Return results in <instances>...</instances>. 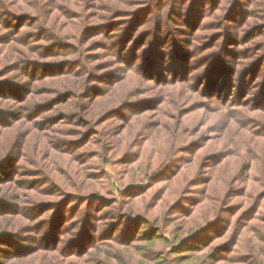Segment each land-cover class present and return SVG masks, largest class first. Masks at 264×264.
Wrapping results in <instances>:
<instances>
[{
    "label": "trees",
    "instance_id": "trees-1",
    "mask_svg": "<svg viewBox=\"0 0 264 264\" xmlns=\"http://www.w3.org/2000/svg\"><path fill=\"white\" fill-rule=\"evenodd\" d=\"M24 1L29 7L21 5ZM207 1L0 0V72L6 66L5 75L14 74L5 80L7 85L0 84V117L16 121L0 129V244H6L0 247V264H207L205 259L212 258L218 244L209 246L203 256L196 250L200 247L194 248L191 256L181 253V248L187 240L211 229L222 209L230 205L234 184H229L224 196L215 193L220 192L232 169L229 156L235 158L233 164L243 163L250 172L253 144H264V68L259 63H241L240 69L247 68V73L239 77L231 62L234 55L242 56L243 50L253 51L252 46L243 44L262 33L264 26L250 25L241 36L255 0H231L223 14L213 19V31L204 34L222 2L210 8L200 24L210 5ZM240 8L245 13H239ZM261 16L264 18V13ZM223 19L228 28L224 31L222 26L218 28ZM153 22L155 29L154 24L148 31L143 29ZM184 25L188 27L183 29ZM229 25H237V30ZM179 30L184 32L177 37ZM164 34L168 35L163 39ZM234 40L242 47L232 54ZM168 71L173 72L170 78ZM257 73L261 80L255 83ZM64 80H71V85L55 86ZM35 82L43 84L40 94L48 97L34 96ZM102 82L106 85H100ZM19 87L25 88L28 96L14 95ZM149 89L153 95H148ZM152 102L151 115L140 118L142 112H134ZM57 104H63L64 109L54 112ZM129 109L128 116L115 120L119 112ZM201 111L208 114L199 115ZM36 112L44 116L38 118ZM45 112L52 114L46 116ZM152 117L154 122L148 120ZM37 125L45 133L36 135ZM251 125L256 129H247ZM25 128L29 130L19 133ZM247 133L262 141H247ZM28 141L35 157L30 156L29 147L24 148ZM207 144L212 149L222 144L225 152L212 155L213 159L223 152L210 170L208 182L202 184L197 159ZM245 144L250 148L248 161L241 154ZM190 147L193 154L189 160H176ZM108 163L125 166L117 174L119 180L149 177L155 170L176 167L174 164L180 167L169 178L154 176L152 183L163 181L164 185L153 192L151 204L142 212L125 209L121 195L126 193L119 191L113 201L118 206L116 220L111 223L104 218L108 195L98 185ZM6 168L12 169L9 178L5 177ZM184 178L185 187L179 188ZM126 186L130 188L129 183ZM259 186L264 187V182ZM141 193L131 199L132 204L138 202L137 210L144 196ZM176 194L184 200L178 207L197 205V196H203V202H209L207 214L213 213L214 218L182 233L183 224L173 225L170 214L174 212L169 211L178 199ZM257 195L250 186L246 206L238 208L237 221L253 205L258 212L262 202H254ZM54 197L58 201L51 200ZM168 197L173 199L163 209ZM97 204L103 209H95ZM164 211L169 214L159 226ZM261 217L264 223V215ZM251 219L259 221V217H248V223ZM135 224L143 226L138 237L129 229ZM120 228L122 234L115 235ZM239 233L229 242L236 244L241 234L250 237L246 242L251 257L235 263L264 264V243L259 239L263 231L256 226ZM83 240L87 243L80 247ZM156 242L169 246L159 250ZM236 252H241L238 246ZM83 256L85 259H80ZM229 262L226 257L209 260V264Z\"/></svg>",
    "mask_w": 264,
    "mask_h": 264
},
{
    "label": "rangeland",
    "instance_id": "rangeland-1",
    "mask_svg": "<svg viewBox=\"0 0 264 264\" xmlns=\"http://www.w3.org/2000/svg\"><path fill=\"white\" fill-rule=\"evenodd\" d=\"M182 1L183 0H180L179 3L181 4ZM218 1L219 0L207 1V3L208 2L210 3V5L208 4V6L205 8V13H203L205 16L203 18L201 17L200 24L203 22L204 18L207 16V14H208L207 11L210 8H213ZM221 1H222L220 3L221 6L217 7L216 12H214L215 13L214 16L209 19V21H211V22L210 23L205 22V24L207 23L205 26V28H207V29L202 31V33L206 34L209 31L210 32L213 31L212 27L215 24V22L212 23L213 19H215L217 15L223 14V11H224L223 8H226V6L229 4V2L231 0H221ZM246 1H248V0H246ZM25 2L26 1L22 2L21 5L29 7L28 5L25 4ZM240 4L242 5V4H244V2H242ZM262 4L264 5V0H255L252 2L251 6H250V10H252V17L249 19L248 23L246 25H244V28L242 27L243 30H241L242 31L240 34L241 36L244 34V31H246L248 29V26H250V25H256V24L263 23L262 26H264V18H262V16H261L264 13V7H262ZM22 10H24V9H22ZM238 11H239V13H245V11L242 8H240V10H238ZM199 17H200V15L198 16V18ZM163 18L165 21H167V18H165V17H163ZM229 23H233V22H229ZM153 24H154V22L150 23L144 27L142 26V27L144 30L148 31ZM155 25H156V23L154 24V29H155ZM181 26L182 25H180L178 27L181 28ZM184 26L185 27L183 29H186L188 27L187 25H184ZM221 26H222L223 31L228 29L226 27V22L224 19L220 22V24L218 25V28H220ZM229 28H231L233 30H237V25H233V26L229 25ZM260 30H261V28H257L258 32ZM181 31L184 32V30H181ZM181 31L179 30L177 32V37L179 36V33ZM167 35L168 34H164L163 39L167 38ZM225 39L226 38L221 40V42H224ZM24 44L26 45L27 48H30L29 44H26V42ZM245 46H252L251 48H253V51L249 50L246 53V51L243 50L242 56L239 55L236 57V55H234L233 59L230 58L232 60L231 62L233 63L234 68H236V74L239 77H242L243 72L247 69V68H245L244 70H241L240 69L241 67H239L241 63H247V62L248 63H259V66L261 65L264 68V62L262 63V60L264 59V31L260 34L257 33L254 37L249 39L247 43L243 44V47H245ZM238 47H242V46H240L238 44V42L236 40H234L233 44H232V48H231V50H233L232 54H235V51L237 49H240ZM31 55H33V54H31ZM54 59L56 60V58H54ZM254 59H256V60H254ZM0 60L2 61L3 59H0ZM132 61H134L133 56H132ZM249 61H253V62H249ZM180 69L182 70V68H180ZM169 71H174V70L169 69ZM169 71L167 73L168 78L172 77V74H173V72L170 73ZM6 72H7V68L5 66V69H3V72H0V84H6L7 85V82H5V80L8 77H11L12 75H14L11 73L5 75ZM2 73L4 76H2ZM35 73L37 74L36 76L39 75V71H37ZM246 73H247V71L244 72V74H246ZM177 74L180 75V73H177ZM259 74L260 73H257V75H256L257 78L255 77V80H253V81H255V83L257 81L261 80L259 78L260 77ZM19 75L20 74H17V79L21 78V77H18ZM123 75L125 77H127V75H129V74H127V72H125ZM31 80L32 79H29V82H31ZM107 81L110 82V80H107ZM126 81L127 80L125 79L124 82H126ZM64 85H71V80H64L61 82V84L55 83V86H62L63 87ZM100 85L105 86L106 83L102 82ZM42 86H43V84H37L36 82L33 83V89L36 90L34 92V96L36 95V97H38L37 99H43L44 97H48V96H44V97L41 96L40 93L43 91ZM20 89H21V87H19V89H16V90L14 89L13 94L15 95L16 93H19L20 95H18V97L28 96L27 90L25 88H23L22 90H20ZM1 93H3V91H0V97H2ZM9 93H10V91H9ZM148 95H153L152 91L150 89H149ZM106 98H107V96H106ZM39 101L41 102V100H39ZM147 106L148 107H146L144 109L140 107L137 110H135L134 112H142V115H139L140 118L146 117V115H151L153 113L152 108L154 106V102L147 104ZM61 109H64V105L63 104H57L56 106H54L53 111L55 110L54 112H57V111L59 112V110H61ZM131 111L132 110L129 109L127 111L119 112L115 116V118H116L115 120L120 121V118L128 116ZM36 113H37L36 115L38 116V118H41L42 116H44V114L42 112H36ZM202 113L208 114L207 112L201 111L199 115H201ZM50 114H52V113L51 112H45L46 116L50 115ZM154 118L155 117H152L151 119H148V120H150V122H154L155 121ZM1 119H4L5 122H3L4 125H0V129H3V128H5V127L16 122L13 118L8 120L2 116V117H0V121H3ZM118 123H121V122H118ZM189 123H191V120L189 121ZM31 127H32V125H31ZM248 127H247V129H250V130H252L254 128L256 129V127L253 125L248 126ZM27 130H29V129H26V128L21 129V130H19V133L25 132ZM17 132L18 131H15L11 134L16 135ZM263 132H264V129L261 130V133H263ZM34 133L36 135H41V134L45 133V131L42 129V126L37 125L34 127ZM206 133L208 134L209 131H207ZM11 134H9V135L11 136ZM247 134H248V137L246 139L247 141H249L251 138H255L257 140H260L257 137H251L250 135H252V134H250V133H247ZM217 135L218 134L216 133L215 136H217ZM206 137H208V135L204 136L202 138L203 143H205ZM235 141H237V139ZM260 141H262V140H260ZM29 146H30V142L28 141L26 147H24V148L26 149ZM221 147H222V144L215 145L213 147V149H214V151H213V149L209 147V144H207V146L203 150H200L198 152L199 157L197 159V164H199V167H197V170L199 173H201V175L199 176L200 177L199 179H201L203 181L202 184L208 182L209 177H210V170L213 169V167H215L216 159H221L223 157V152H225V150H222ZM253 147L255 148V151H253L251 154V158L253 159V161H252L253 166H252V169L250 170V172L247 171V169H246L247 166L244 165L243 163L239 162V163L233 164L235 158L229 156L231 163L233 162L231 164L232 169L226 173L225 179H223V181L221 183L220 192L215 191V193H217L218 196H224V194L230 190L229 184H234V187H233L234 189L231 192V194L233 196H231L230 200H229L230 205L227 208L224 207L222 209V211L220 212V213H222V216L219 217L218 221L216 219L213 223H211V227H210L211 229L207 230V232H205V233L200 234L199 236H197L196 238H194L192 240H187L185 242L186 244H184L183 248H181V250H182L181 253L185 254L186 256L195 255V254H192L193 249L200 247L199 249H196V250H200L198 255L203 256L205 254H202V253L208 252L209 246L214 245V244H218L217 245L218 248L214 250V253L211 256L213 259L208 257L207 259H205L204 262L209 264V260L217 261L219 259H223L226 257L228 260L231 261L228 264H238L235 262L238 260H242L243 258L247 260L248 258L251 257L248 254V252L250 251V246L246 242L250 237H246L245 235L241 234L239 239H238V242L236 244H235V242H229V240L232 239L233 235H235L237 232L240 231V233H241V231L244 232L245 230L249 229L250 227L255 228L256 226L259 230L263 231V234L259 235V239L262 243H264V223L260 222V219L262 218L261 214L264 215V189H263L264 187L259 186L260 183L264 182V177H263L264 176V172H263L264 171V144L263 145L262 144L256 145L254 143ZM232 148H233V145H232ZM248 149H250L249 145H246V144L243 145V147L241 148V151H242L241 154H242V157L244 158V161H248L249 154H250L247 151ZM220 150L223 152L218 157H213V159H212V155L216 156V154H218ZM187 151H188V152H186L187 154L183 153L182 156L181 157L179 156L176 160H178V161L179 160H185V161L189 160L192 157L193 150L190 147V148H188ZM28 152H29L31 157H35L34 151H32L31 147H29ZM45 156H46V153L40 154L41 159H43ZM225 159H228V158H225ZM239 159L240 158H237L236 160H239ZM174 165L176 167H171V168L168 167V168H165V170H163V171H157V170L154 171L153 170L154 171L153 173L152 172L149 173V174L152 173L149 177H147V176L138 177L137 176L138 178H132L130 180H127V179L126 180H119V178H118L117 174L122 173L125 166H115V165H112L111 163H108L107 165H105V167H104L105 175H104V177H102L101 179L98 180V185L100 186L101 192L103 194L107 193V195H108L109 206H106L104 208V209H107V211H108L104 215V218L107 219V222L112 223L116 220L114 212L116 211L118 206L115 203H113V201H114V199H116V197H118L119 191H123L122 193H124V192L126 193V196L121 195L123 198L122 201L120 198L121 203H123V204L126 203L125 209L131 210L134 208V211L142 212V210H143L142 208L144 206L151 204L152 197L154 196L153 192L158 187H160V185H164L163 181H158V182L152 183L151 180L154 179V176H158V175L161 176L160 180L167 178V177L169 178V176L173 172V170L178 169L180 167L179 164H177V165L174 164ZM180 165H181V163H180ZM134 167L135 166H133V168ZM9 168H10V166H9ZM9 168H6L4 170L5 172L7 171L6 175H5V177H7V178H9V176L12 172V169L10 170ZM239 171H240L239 175L233 177V175L237 174ZM30 175H32V172H30ZM30 177H32V176H30ZM248 177H249V179H248ZM14 178H15V176H14ZM30 179H32V178H30ZM185 180L186 179L184 178V180L180 183L179 188H181L184 185ZM177 182H176V184H177ZM128 183L130 185V188H128L126 186ZM176 184H175V188H176ZM250 186H251V191H254L258 194L257 198L255 197L254 202L261 200L260 202H262V205H261L260 209L258 210V212H256L257 211V208H255L256 205H253L251 208H247L246 212L243 213L241 218L238 219V221H237V218L240 215L238 208L240 206H242L243 204L246 206L245 200H247V194L249 192ZM184 187H185V185H184ZM201 187H204V186L201 185ZM147 188H149V189L147 190ZM144 190H146V192L141 193V191H144ZM172 190H173V188H172ZM139 192L141 193V195H144V196H142L143 198L141 199V201L139 203V210H137V207H135V206H136V203H138V202L136 201V202H134V204H132L131 199L133 196L135 197V195H137ZM211 192H212V190L208 191V193H211ZM175 193H176V190H175ZM176 195L178 197L179 194H176ZM206 195H207V193H206ZM184 197H189V196H184ZM202 198H203V196H201V195L197 196V199H199V203L197 205L189 206L187 203H185L184 205L178 207L179 203L180 202L182 203V201H184V200H182V196H180V197H178L177 200H175V202L176 201H178V202H176V203L174 202L173 207L169 210L170 213L174 212V213L170 214L171 219L173 220V225L183 224L182 233H185V232L187 233V231L189 229L197 227V226L199 227L200 224H203L207 220L214 218L213 213L207 214V205L209 204V202L204 203L205 200L203 202ZM58 199L59 198H57V197L51 198V200H56V201H58ZM169 199H173V197H168L164 201L163 209L168 205L167 202L170 201ZM56 201H53V202H56ZM248 201H249V199H248ZM39 203H41V202H39ZM158 206H159V204H158ZM210 206L212 207V204ZM98 208L101 209L102 204H97L95 209H98ZM157 208L158 207H156L155 210H157ZM103 211H105V210H103ZM154 211H149V214L154 213ZM191 211L193 212L192 216L190 218H187L186 217L187 214H189ZM46 213L47 212H44L43 214H46ZM48 213L46 215H48ZM168 214H169V212H168ZM168 214L166 213V211L162 212V214H161L162 219H160V225L159 226H162V224L164 223V218L167 217ZM248 217L249 218L259 217V221L255 220V219H251L250 222L248 223V221H247ZM59 223H62V221L59 220ZM244 224H245V226L241 227ZM244 228H246V229H244ZM129 229L134 230L133 232H135V235H136L135 237H138L139 234L141 233V231L143 230V226H140L139 224H135L134 227H131ZM120 230H121V228L115 232V235L122 234L123 231L122 230L120 231ZM25 231H27V230H25ZM78 231H79V228H77L74 231L75 234ZM86 243L87 242L85 240H83V241L79 242V246L81 247L82 245H85ZM164 243L163 242H156L154 246H156L155 248H157L159 250H162L164 248H168L169 244L166 242H164ZM5 245L6 244H0V247H5ZM9 245L6 246V249H9ZM195 245H198V246H195ZM237 246H238V249L241 251L240 253L236 252ZM11 247H13V246L11 245ZM121 250H123V249H121ZM124 251L125 250H123V252ZM80 259H85V256L81 257ZM185 263H188V262H185Z\"/></svg>",
    "mask_w": 264,
    "mask_h": 264
}]
</instances>
